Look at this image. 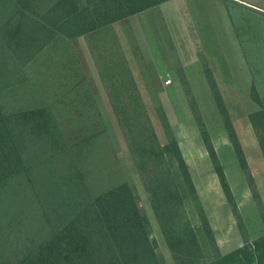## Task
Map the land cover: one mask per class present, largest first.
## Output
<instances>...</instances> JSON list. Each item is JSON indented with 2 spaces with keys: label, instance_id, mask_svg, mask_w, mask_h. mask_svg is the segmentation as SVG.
Returning <instances> with one entry per match:
<instances>
[{
  "label": "rangeland",
  "instance_id": "1",
  "mask_svg": "<svg viewBox=\"0 0 264 264\" xmlns=\"http://www.w3.org/2000/svg\"><path fill=\"white\" fill-rule=\"evenodd\" d=\"M4 3L0 2V28L7 17ZM1 36L0 32V41L6 39ZM3 49L0 47V105L9 112L50 107L70 140L81 143L78 149H83L84 156L79 165L92 195L127 181L140 211L149 219L161 264L184 263L161 230L151 193L105 83L118 72L107 67L108 62L119 60L118 51L129 63L160 142L170 140L165 115L189 165L199 199L186 189L184 205L203 252L202 264H210L264 233V163L259 157L260 149L264 158V121L255 128L250 118L264 111V0H169L95 35L72 39L60 35L39 54ZM207 68L224 97L254 184L234 149ZM255 89L260 103L252 97ZM206 138L218 153L237 205L236 194L245 203L250 198L243 211V227L221 185ZM69 163L70 157H62L57 169L70 172ZM49 166L17 176L0 189L4 264H19L51 236L58 221L51 213L55 200L43 195V177L49 175ZM61 187L66 196L68 186ZM202 211L218 246L205 228ZM181 229L186 232V219L180 223Z\"/></svg>",
  "mask_w": 264,
  "mask_h": 264
},
{
  "label": "trees",
  "instance_id": "2",
  "mask_svg": "<svg viewBox=\"0 0 264 264\" xmlns=\"http://www.w3.org/2000/svg\"><path fill=\"white\" fill-rule=\"evenodd\" d=\"M3 1L7 17L0 32L6 39L0 41V47L32 56V52L41 53L60 35L70 39L95 35L117 21L169 0H0ZM82 2L86 3L84 7ZM117 54L119 60L108 62L107 67L118 72L109 79L103 77L136 166L151 193L161 230L184 264H202L203 252L184 205L186 189L199 199L189 165L165 115L170 140L166 144L160 142L129 63L122 52ZM206 73L241 166L254 184L215 75L210 68ZM252 97L261 102L256 89ZM250 118L258 128L264 121V111ZM205 140L227 199L242 226L243 217L218 153L209 139ZM80 144L70 140L46 105L11 112L0 105V189L11 179L50 163L49 175L43 177V195L55 200L51 213L58 220L51 236L19 264H161L151 239L149 219L140 211L130 184L124 181L95 196L88 191L79 165L84 156L83 149H78ZM62 157H70V172L57 169ZM63 184L68 186L66 196H62ZM185 219L187 230L183 232L180 223ZM202 220L218 246L203 211ZM0 264H4L1 255ZM210 264H264V235L217 256Z\"/></svg>",
  "mask_w": 264,
  "mask_h": 264
},
{
  "label": "crops",
  "instance_id": "3",
  "mask_svg": "<svg viewBox=\"0 0 264 264\" xmlns=\"http://www.w3.org/2000/svg\"><path fill=\"white\" fill-rule=\"evenodd\" d=\"M161 4H162V3H161ZM259 157H261L262 162L264 163L263 152H262L260 149H259ZM222 161H223V160H222ZM226 171H227V169H226ZM232 188H233V186H232ZM233 189H234V188H233ZM244 195H246V193H245ZM247 196H248V194H247ZM236 197H237L238 205H239V208H240V210H241L242 216H245V215L243 214L244 207H245V205L250 204V203H248V201H250V198H249V200H247V203H245V201H244L242 198H240V197H241L240 194H239V195L236 194ZM245 199H247V198H245ZM263 235H264V233H262V234H260V235L257 234V235L255 236V239H257V238H259V237H261V236H263Z\"/></svg>",
  "mask_w": 264,
  "mask_h": 264
},
{
  "label": "built area",
  "instance_id": "4",
  "mask_svg": "<svg viewBox=\"0 0 264 264\" xmlns=\"http://www.w3.org/2000/svg\"><path fill=\"white\" fill-rule=\"evenodd\" d=\"M169 83L171 82V81H168Z\"/></svg>",
  "mask_w": 264,
  "mask_h": 264
}]
</instances>
